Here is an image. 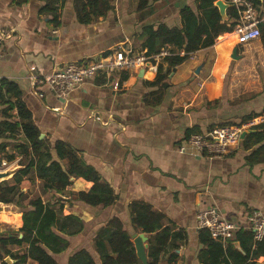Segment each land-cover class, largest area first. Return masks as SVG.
Segmentation results:
<instances>
[{"label": "crops", "instance_id": "0c3cea01", "mask_svg": "<svg viewBox=\"0 0 264 264\" xmlns=\"http://www.w3.org/2000/svg\"><path fill=\"white\" fill-rule=\"evenodd\" d=\"M138 1L109 0L108 11L97 17L89 14L90 20L83 21L72 0H66L58 5L54 23L50 15L40 12L42 0H0V82L18 84L45 142L70 145L113 191L111 205H88L70 192H88L93 182L70 177L63 190L51 189L41 196L43 203L62 206V215L77 216L85 224L79 234L67 237L66 250L53 255L57 264H66L81 248L97 262L92 239L113 217L120 218L132 235L141 233H135L130 223L132 202L149 204L164 215L165 225L183 236L165 246L158 264H203L195 222L200 208L215 206L225 219L239 224L253 210L264 214V140L253 138L261 131L255 126L264 122V113L244 120L264 109V43L260 37L241 41L239 52L236 41L226 43L235 31L222 33L212 46L195 51L172 68L160 85L153 84L157 72L134 70L110 78L100 74L59 98L48 86L31 80V75H47L65 63L104 56L118 46L146 50L136 37L144 25L180 27L179 9L189 5L195 10V0H149L140 9ZM256 8L264 12V1L259 0ZM159 65L164 73L167 62ZM4 106L0 104V111ZM252 120L253 125L226 156L177 151L186 132L194 127L203 133L217 125ZM7 150L17 155L12 146ZM19 159L17 155L10 167L20 166ZM19 186L34 197L40 194L43 180L28 175ZM3 218L17 229L22 226L21 216L3 214ZM144 244L147 255L148 243ZM221 244L240 250L235 239ZM17 248L12 246V250ZM253 261L264 264V257Z\"/></svg>", "mask_w": 264, "mask_h": 264}, {"label": "trees", "instance_id": "16d2710c", "mask_svg": "<svg viewBox=\"0 0 264 264\" xmlns=\"http://www.w3.org/2000/svg\"><path fill=\"white\" fill-rule=\"evenodd\" d=\"M44 5L40 12L51 16L54 23L58 20V5L66 0H42ZM149 0H139L138 8L147 6ZM229 2L230 0H223ZM255 6L259 0H251ZM216 0H195V10L189 5L179 9L180 27H168L164 23L146 24L136 36L142 40V48L147 54H155L161 48L169 47L170 55L164 58L167 69L161 73L158 66L155 85L170 73L172 68L187 60L195 51L212 46L222 33L233 32L239 19L235 5L226 9L227 19L223 20ZM77 15L81 20L89 21V14L94 17L102 15L111 8L109 0H72ZM261 37L264 43V25ZM237 40L236 35L226 39L227 44ZM181 52L183 54H181ZM0 104L5 105L0 111V162H12L20 156L19 168L11 178L0 182V202L15 204L20 212L22 226L18 229L8 228L0 233V264L6 256L15 260L14 264H57L54 254L63 252L69 246L68 236L79 234L85 227L84 222L74 215H62L61 208L55 204L43 203L41 196L49 191H61L68 184L70 177H82L93 182L88 192H70L76 200L92 206H109L113 203V191L110 186L100 181L99 175L89 165L80 160L75 150L62 141L53 143L40 139V130L34 123L31 112L22 99V91L17 83L9 80L0 82ZM12 110L16 114H12ZM250 114L244 118L251 119ZM261 129L253 134L255 142L264 140V122L255 126ZM201 133L194 127L186 132ZM252 136V135H251ZM12 146L15 152H8ZM264 147V145L262 146ZM54 155L52 154V151ZM66 160L62 164L61 161ZM36 175L43 180L40 194L30 197V192L19 186L22 177ZM130 223L136 233L147 234V263L158 264L160 253L170 241L183 239L181 233L172 231V226L165 225L164 215L144 202L130 204ZM3 214L0 215L2 218ZM199 243L203 246L198 257L203 264H255L253 259L264 257V239L253 240V232L240 230L235 235L240 250L232 244L223 248L220 242L213 240L208 231L198 229ZM19 234L22 236L19 238ZM133 236L126 229L120 218L113 217L96 231L92 239L93 249L98 255V264H142L137 258ZM12 246H17L12 250ZM66 264H97L92 254L85 248L73 252Z\"/></svg>", "mask_w": 264, "mask_h": 264}, {"label": "built area", "instance_id": "2783aa9c", "mask_svg": "<svg viewBox=\"0 0 264 264\" xmlns=\"http://www.w3.org/2000/svg\"><path fill=\"white\" fill-rule=\"evenodd\" d=\"M228 3L238 9L239 19L234 27L239 40L250 42L261 35L264 24V12L257 10L251 0H230ZM181 54H183L181 52ZM170 55L168 48H161L158 53L147 54L146 50L134 51L131 47L118 46L108 54L82 62H68L47 75H31L36 84L48 86L59 98H64L73 89L80 87L88 79L103 74L110 78L121 72L144 69L143 72L156 73L159 64ZM34 70V67H31ZM264 120V117L262 118ZM252 121L237 125H217L203 133H192L185 137L178 146L181 154L222 157L228 155L241 140V135L250 128ZM197 229H205L210 237L224 243L234 240L240 229L253 232L254 242L264 239V214L260 210L251 211L243 224L225 219L215 206L200 208L195 212Z\"/></svg>", "mask_w": 264, "mask_h": 264}, {"label": "water", "instance_id": "95a60500", "mask_svg": "<svg viewBox=\"0 0 264 264\" xmlns=\"http://www.w3.org/2000/svg\"><path fill=\"white\" fill-rule=\"evenodd\" d=\"M264 1V0H260ZM217 8L218 11L222 17L223 20L227 19L226 16V9L231 6L230 3L224 2L223 0H216L214 4ZM235 55V49L233 50V56ZM144 69H141L140 71L143 72ZM245 135V132L241 135V138H243ZM40 139L43 138V134H40ZM2 166V162H0V167ZM21 166L18 167H9L5 170H0V182L5 181L13 176V174L19 169ZM12 212V211H20L19 208L15 204H5L0 202V212ZM22 236V234H19V238ZM133 243L136 251V256L137 258L142 262V264L147 263V257H146V244L144 242L146 241L147 237L145 236L144 233H139V234H133ZM237 242H235L236 244ZM4 261L7 264H14L15 260L11 259L9 256H6L4 258Z\"/></svg>", "mask_w": 264, "mask_h": 264}, {"label": "rangeland", "instance_id": "374dc122", "mask_svg": "<svg viewBox=\"0 0 264 264\" xmlns=\"http://www.w3.org/2000/svg\"><path fill=\"white\" fill-rule=\"evenodd\" d=\"M262 35H263V30H262V32H261V35H260V38L262 37ZM242 42L241 41H237L236 40V42H235V46H236V48H237V50L240 52V51H242L243 50V47H242ZM263 50H264V46H263ZM229 58H230V54H229ZM264 85V84H263ZM14 163H16V162H5V161H2V166L0 167V170H5V169H7V168H9L11 165H13ZM27 184V183H26ZM31 193V192H30ZM10 217H16V218H18V216L20 215V212L19 211H17V212H14V213H12V214H8ZM2 218H3V216H2ZM3 220H4V218L3 219H1L0 220V233L1 232H3V231H5L6 229H8V228H12V229H17L15 226H14V224H7V223H4L3 222ZM99 262H98V259H97V264H98ZM28 264H33L32 262H28Z\"/></svg>", "mask_w": 264, "mask_h": 264}, {"label": "bare ground", "instance_id": "6f19581e", "mask_svg": "<svg viewBox=\"0 0 264 264\" xmlns=\"http://www.w3.org/2000/svg\"><path fill=\"white\" fill-rule=\"evenodd\" d=\"M233 33H234V35L238 36L236 32H233ZM14 212H16V211H12V212H5V211H3V212H0V215H2V214L8 215V214H12Z\"/></svg>", "mask_w": 264, "mask_h": 264}]
</instances>
